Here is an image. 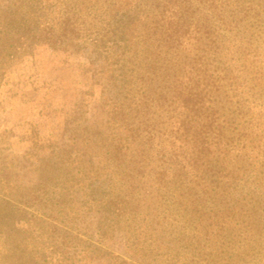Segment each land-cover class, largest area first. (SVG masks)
Returning a JSON list of instances; mask_svg holds the SVG:
<instances>
[{"label":"rangeland","instance_id":"1","mask_svg":"<svg viewBox=\"0 0 264 264\" xmlns=\"http://www.w3.org/2000/svg\"><path fill=\"white\" fill-rule=\"evenodd\" d=\"M21 1L0 0V15L15 19L13 9ZM205 1L192 3L199 9L187 17L190 27L181 28L167 42L170 46L161 36L163 21L154 22L151 16L163 10V0H43L29 18L30 30L37 26L57 31L69 18L75 36L54 46L31 36L24 52L15 50L24 38L10 34L5 45L0 32V203L6 199L8 183L1 166L6 160L15 158L10 180L21 186L15 196L18 212L9 219L0 211V264H207L202 257L210 258L213 252L221 264H264V0H213L211 5ZM144 34L158 41L148 43ZM94 38L106 40L107 46L93 63L90 57L96 53L89 52ZM125 38L132 50L127 59L138 52L141 61L155 52L158 62L154 81L145 86L136 80L137 64L126 62L133 84L122 95L126 110L132 111L114 122L107 97L117 95V89L107 78L113 71L115 85L119 83L113 62ZM167 57L173 59L172 66L166 65ZM190 92L195 104L189 105L200 107L195 118L221 126L232 121L235 138L242 135L245 142L240 144L254 148L245 165L251 162L261 172L260 180L251 172L223 200L216 194L206 198V206L236 205L239 210L230 220V239L215 234L200 252L202 235L186 220L194 214L191 202L172 197V189L163 183V169L178 154L174 149L180 150L168 137L163 152V138L184 116L181 105ZM85 124L99 127L104 140H88V146L77 142ZM178 143H185L184 150L190 147L183 139ZM246 150L235 157L245 156ZM51 155L61 159L68 173L50 180L49 192L29 193L26 188L36 183L39 165ZM5 156L9 159L3 161ZM166 169L169 173L171 166ZM190 177L186 180L192 183ZM81 183L94 185L96 197L120 196L124 211L109 215L111 211L102 207L85 215L76 193L59 194ZM258 195L263 200L258 211L243 212L248 201L260 204ZM253 217H261L260 229L244 227L243 222L249 224ZM223 248L231 251L230 257Z\"/></svg>","mask_w":264,"mask_h":264},{"label":"trees","instance_id":"2","mask_svg":"<svg viewBox=\"0 0 264 264\" xmlns=\"http://www.w3.org/2000/svg\"><path fill=\"white\" fill-rule=\"evenodd\" d=\"M194 1L163 0V10L157 11L156 13H151V16L154 18V22H157V19L155 18H158V21L161 18L160 20L163 21L164 30L163 35L161 34V36L163 37V43L165 45L170 46L169 44H167V42L174 39L175 34H178L181 28L190 27L187 17L189 15H192L194 9H199V4L192 5ZM207 1H209L210 5L211 2H213V0ZM42 2L43 0H22L20 4H17L18 6L13 9V13L17 14L18 17L12 20H7L6 17L0 15V20L1 22H3L1 24L2 30L0 32H3L2 35L5 40L4 44L6 42V38H8L10 34H17L18 38H24L25 41L23 43H18V46L15 50L19 52H24L27 46V39L31 36H33L31 39L34 40H39L40 38L42 40L44 38L43 40H46L49 44L53 46L54 44H56V42H62L63 40H65V37L67 36H75V30L74 27L71 26L72 23L70 22L69 18L63 19V22L57 29V31L55 28L46 29L37 26L31 28L32 31L30 30L29 24H31V21L29 18H34L33 16L36 12L35 8L38 7V5H41ZM203 2L206 1L203 0ZM24 7L27 8L26 11ZM198 18L197 20H200ZM22 20H26V22H28L26 24H23V21V23L19 24L18 21ZM193 20L194 19L192 18L191 21L193 22ZM174 25L176 26V28L173 27ZM165 26L168 27L165 28ZM124 33L126 34V29H124ZM145 34L144 40L148 43L152 41L153 44L158 41L157 37H153L152 40V37L150 35L145 36ZM124 40V45H120V43L117 45L118 48H122V51L120 52V57L118 59H115L116 61L113 62L114 66L118 65L117 69L119 70V73L117 76L119 83H116L115 85L114 78H116V73L112 70L109 77L107 78V80L111 82L110 87L113 90H115V88L117 89V95L115 93L113 97H107L111 105V111L109 112V114H111V116L113 115L116 117L114 122H116L117 118L122 120L126 113L132 111L126 110L125 99L127 98L122 95L126 88L128 86H132L133 84L132 80L129 79L130 74L127 72L125 67V65H127L126 62H128L129 60L127 59V56L131 54L132 50L129 46L128 39L125 38ZM91 41L93 44V48L90 50L89 54L93 52L96 53V57H93L94 59L90 57V61L94 63L95 60L98 58V55L100 54V49L106 48L107 41L104 39H102L101 41L98 38H94ZM160 43L162 42L160 41ZM148 49L149 47H147L146 50ZM115 51H118L117 48L115 49ZM136 51L137 50H135V52ZM106 52L112 53V50ZM155 54L156 53L153 52L150 56H144L142 58L144 62L141 64L139 62H141L142 60L139 61L140 58L138 52L134 54V59L129 60L130 63L132 62L134 64H137L139 71L137 72V75H135L136 80L139 81L140 84L143 83L144 86L146 84L148 85L149 83L151 84L152 81H154V76H151L152 73H154L158 62V59L155 57ZM108 55L106 56V58L108 57ZM110 56H112V54H110ZM165 59L166 62L168 61L166 65L172 66L174 64L173 59H171L170 57H167ZM120 60H122V63H120ZM176 81L177 80H175V82ZM168 84L174 87V83L172 80H169ZM105 91L106 89L103 86L102 94L107 96ZM176 91L177 90L175 89V93ZM193 98V93L190 92L187 94V97L184 101L186 102L187 100L186 104L181 105L183 109H185L183 112L184 116L182 115L179 120L175 121L171 125L169 133L165 136L167 138H163V152L166 150L165 147L168 143V137L171 138L170 142L173 147L175 145H178V148L180 149L179 151L174 149V151L178 152V154H175L172 158L173 161L169 162V165L165 166V168L163 169V180L165 179L163 183L167 188H169L170 190L172 189V197H175L174 195H176L180 198H184L185 200L187 199V202H191L194 214L192 215L191 213L186 218V220L189 225H192L194 227L193 229L195 230V232H200V234L202 235L198 240L199 244L202 243L201 247L198 249L200 252L203 250L202 248H205L207 246L206 240L209 239L210 241L211 238L213 239L215 237V234H219L220 236H222V238L228 237L230 239L229 232L232 228L230 227V220H233V215L235 214L234 212L239 210L237 209L236 205L234 207L226 206L223 208L206 206V203H209V199L206 198H211L214 194H216L217 198H221L223 200L227 196L228 191L231 192V189L234 188V186H237L241 180H247V177H250L251 172H253L252 176H255L257 180H260L261 177L258 175H260L261 172H264V169H262L260 172L258 169L255 168V164L251 162L248 165H245L247 158H250V151H252L254 148H249L240 144L245 142L242 135L240 137L238 135V137L235 138V135L232 133V129L230 130V127L233 124L232 121L228 120L225 125L221 126V124L217 123V121L195 118L200 114V107H196L195 105H189V103L193 101ZM192 104H195V102H192ZM81 129L83 130V132L78 134L77 142L81 141L83 144L88 146V140H104L103 132L99 129V127L97 128L91 126L90 124H85L81 127ZM132 129L133 128L130 127V130ZM234 129L237 128L234 126L233 130ZM246 129V126H243V131H245ZM223 138H225L224 141H222ZM182 139L185 140V142L187 143L190 142V147H188L187 150H184L185 143H183L182 145L178 143V141H182ZM211 145L213 146V151L209 150ZM114 148L116 154L118 152V155H120L119 157H121V154H119L120 148H118L117 145H114L113 149ZM243 148H248V151L246 150V152L248 153L242 157H235L237 154L240 153L241 149ZM86 150L83 151L84 155L87 152ZM28 153L29 152L24 154L26 158H28ZM185 158L186 160H184ZM5 159H9V157L5 156L3 161ZM13 159L15 158L6 160V164H1L4 170L2 173L3 180H6L8 184L4 188L6 192L4 193V196L6 199H2L0 203V211L4 213V215L9 219L15 214V212H18V210L20 209V207L17 205L18 203L15 199V196L17 194H20L21 186L18 185L16 181L13 183L10 180V169L14 164L12 161ZM60 162L61 159H58L53 155L49 156L47 160L42 162L39 165V171L36 173V183L32 184L29 188H26L27 191L29 193H32L40 189L45 193L49 192V185L51 183L50 180H56L59 174L64 175V173H68L65 171V168L61 167L62 163ZM63 164L65 163L63 162ZM252 164L253 166L250 167ZM169 166H171V171L168 173L166 167ZM201 166L204 167V170H200ZM190 174L192 175V177H190L192 183H189L186 180L187 176H189ZM200 178L203 181H201ZM56 183L54 181V184ZM197 186H201L204 192L199 191ZM218 186L222 188V192L217 191L216 187ZM66 187V192H60L59 194L66 195L68 194L69 190H72L71 194L73 195L74 193H76V195H78L77 206L80 211H82L85 215L91 213L92 210L99 211L102 207L106 208V210H108L109 212L111 211L109 215L113 213H116V215H118L121 210L124 211V204L120 196L111 198L110 196L105 197V195L98 194V197H96L97 195H94V190L96 188H94V185L91 186V183H81V185L77 188H73L71 186ZM259 198L260 196L258 195L257 201H260V204L259 202H253L252 200L248 201L245 203V208L242 205V211L248 214L249 210L255 211V209L257 208L255 211L257 212L258 206L263 204V200ZM260 218L261 217H253L251 220L247 221L249 224L243 222L245 224L244 227H248L250 225L253 228V226L255 225L257 226V229H260ZM249 230L251 229L249 228ZM208 244H211V242ZM229 244L231 245V242H229ZM223 250L226 255H231L230 250H227L225 248H223ZM209 254L211 255L210 258L202 257V260L207 259V264H221L222 260L220 259V257H218V255H215L214 252ZM230 255L226 258L230 257ZM23 260H28V257H25ZM23 260L17 259L16 262L23 263Z\"/></svg>","mask_w":264,"mask_h":264}]
</instances>
